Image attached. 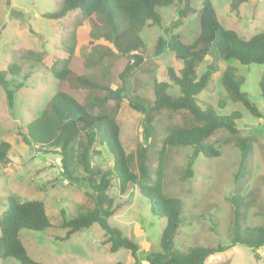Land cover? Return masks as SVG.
I'll list each match as a JSON object with an SVG mask.
<instances>
[{
    "label": "rangeland",
    "instance_id": "rangeland-1",
    "mask_svg": "<svg viewBox=\"0 0 264 264\" xmlns=\"http://www.w3.org/2000/svg\"><path fill=\"white\" fill-rule=\"evenodd\" d=\"M204 0H192L191 6L197 12L191 14L184 24L174 28L179 17L182 2L159 7L161 25H148L140 36L143 44L138 52L145 57L141 66L132 71L126 79L129 95L154 99V82L166 80L167 67L175 70L183 66L182 59L166 48L155 55L159 36L170 40L179 34L182 41L190 43L200 31V11ZM219 21L226 28L237 31L249 38L257 32H264V0H250L240 5L237 11L231 10L232 0H211ZM63 0H0V69H7L13 63L19 65L17 75L8 74L10 88L14 90L13 103L10 104L5 87L0 83V143H11L7 161L0 163V215L8 206V196L14 195L20 201L42 200L52 226L44 231L22 229L20 238L29 256L43 264H147L148 252L160 249L165 218L156 215L152 203L139 193L135 184L130 183L124 193L112 187L110 194L115 198V213L109 221L120 228L124 235L139 243L140 249L134 253L126 248L117 252L109 250L110 242L98 223L83 228L68 239L63 219L76 216L79 212L92 209L95 202L86 182L71 183L62 175L60 155L56 152L44 154L30 147L23 139L27 124L35 119L52 96L64 89L80 102L87 101L89 93L104 96L105 88L91 89V85L78 77L95 81L105 87L116 88L122 82L127 58L115 47L113 42L103 37L91 40L89 33L95 26L102 27L100 18L93 17L84 23L80 10L70 11L58 21L49 20L46 12L61 8ZM91 40V41H90ZM75 43V51L69 54V45ZM93 42V43H90ZM115 54H104L100 63L95 60L94 50L109 49ZM58 57V58H57ZM57 59V60H56ZM207 58L198 66V73L206 69ZM237 68V73L245 78L242 90L249 94L262 117H257L238 101L228 98L221 82L222 72L227 65ZM220 70L213 74L208 87L199 95L203 107L213 105L219 108V99H224L221 114L239 112L236 120L240 135L255 138L253 152L247 171L236 180L240 153L233 141H228L230 133L219 129L208 142L216 146L218 157L195 156L192 146L171 147L164 169V189L170 196L179 198L185 225L180 227L176 238V248L187 250L194 246L228 245L231 242L234 219L232 196L243 200L242 209L246 211V224H264V97L260 82L264 79V64H242L236 59L219 60ZM68 68L71 73L59 78L55 72ZM72 75V76H71ZM23 83L21 87L17 84ZM169 92L179 94V87L173 85ZM111 107V106H109ZM189 114V113H188ZM164 124L182 125L188 120L183 113L170 115L162 111L158 115ZM121 127V140L128 153H135L144 142V115L133 109L129 99L122 101L117 115ZM160 142L155 146L158 148ZM97 152H92L93 167L107 169L113 164V157L104 147L97 144ZM193 163L194 174L184 178V171ZM157 165V161L154 166ZM138 171V166L134 168ZM77 174L87 178L88 174L79 166ZM65 211V213H63ZM0 264H20L14 258H0ZM205 264H264V245L256 250L244 244L210 255Z\"/></svg>",
    "mask_w": 264,
    "mask_h": 264
},
{
    "label": "trees",
    "instance_id": "trees-1",
    "mask_svg": "<svg viewBox=\"0 0 264 264\" xmlns=\"http://www.w3.org/2000/svg\"><path fill=\"white\" fill-rule=\"evenodd\" d=\"M250 0H232L231 10L237 11L241 4ZM183 6L174 28L184 24L191 14L197 12L191 6L192 0H179ZM175 0H63L60 9L46 12L49 20L58 21L70 11L80 10L86 23L93 17L100 18L102 27L95 26L89 33L91 40L107 38L113 42L122 55L127 58V64L121 73L122 82L116 88L105 87L98 82L78 77L80 81L91 85V89L105 88L108 93L98 96L92 92L87 95L85 103L64 89L57 91L47 102L41 113L27 126L23 139L30 147L48 154L56 152L60 155L62 175L71 183L86 182L95 206L76 216L63 219L67 228L65 236L68 239L83 228H89L98 223L104 230L110 242L109 250L117 252L121 248L131 250L134 255L140 245L123 231L113 226L109 219L115 213V198L110 194L112 187H117L124 193L129 184H135L139 193L152 203V209L166 224L162 230L160 249L148 252L147 264H205L207 258L215 253L223 252L237 244H244L256 250L264 245V224L249 226L246 224V211L242 209L243 200L232 196L234 204V219L231 242L228 245L194 246L187 250L176 248V238L180 227L185 225L184 210L179 198L170 196L164 189V169L168 159L169 148L192 146L194 155L218 157L221 151L208 142V139L219 129L230 133L228 141H233L240 153V163L236 174L238 181L247 171L251 159L255 138L251 135L241 136L236 120L239 112L221 114L217 110L224 109L225 100L219 99V108L213 105L203 107L199 95L208 87L213 74L219 72V60L236 59L242 64H264V32H257L249 38L242 37L237 31L226 28L219 21L217 12L211 0H204L200 11V31L190 42L182 41L179 34H173L170 40L159 36L155 46V55H160L169 48L183 66L175 70L167 67L166 80L154 82V99L149 100L137 95H129L126 79L133 70L139 68L145 57L138 52L143 44L141 31L148 25H161L162 16L159 7H166ZM90 40V41H91ZM93 43V42H90ZM75 43L69 45V54L74 53ZM95 60L100 63L104 54L112 52L111 48L94 50ZM58 58V57H57ZM207 58L210 59L202 74L198 66ZM57 60V59H56ZM19 65L13 63L7 69H0V83L7 91L10 104L13 103L14 90L10 88L11 80L8 74L17 75ZM71 73L68 68L55 72L59 78H65ZM72 76V75H71ZM245 78L237 73V68L227 65L222 72L221 82L228 98L241 102L250 113L262 117L263 113L250 100L249 94L242 90ZM17 84V87L23 86ZM176 85L179 94L173 95L169 89ZM264 97V79L260 82ZM128 98L130 106L144 115V142L140 143L135 153H128L121 140V127L117 115L123 99ZM111 106V107H109ZM168 111L170 115L183 113L189 118L182 125L164 124L157 115ZM189 113V114H188ZM161 143L158 148L155 146ZM104 146L113 157V164L107 169L93 167L92 152H97L95 146ZM11 143L4 140L0 143V163L7 161ZM157 161V165L154 163ZM193 163L190 162L183 177L193 176ZM88 174L87 178L77 174L78 168ZM138 166V171L134 168ZM8 206L0 215V258H14L20 264H43L33 260L20 238L22 229L44 231L52 226L44 201L29 199L20 201L16 196L7 198ZM65 213V211H63Z\"/></svg>",
    "mask_w": 264,
    "mask_h": 264
}]
</instances>
